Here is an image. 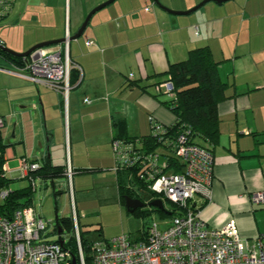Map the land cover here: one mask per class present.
Returning <instances> with one entry per match:
<instances>
[{
	"label": "crops",
	"instance_id": "1",
	"mask_svg": "<svg viewBox=\"0 0 264 264\" xmlns=\"http://www.w3.org/2000/svg\"><path fill=\"white\" fill-rule=\"evenodd\" d=\"M106 1L70 0L69 17H63L66 0L64 5L61 0H30L16 16L15 0L3 20L13 13V23L25 20L34 29L23 33L24 43L16 49L24 52L44 41L73 36ZM158 1L115 0L93 14L82 36L69 41L70 57L81 73L73 76L67 100L44 81L0 70L3 133L7 125L13 128L12 141L4 133L7 174L22 178L23 157L63 171L36 179L34 187L30 181L35 192L37 182L66 176L70 163L76 172L74 189L77 183L78 191L85 192L87 179L101 182L113 186V196L125 205L114 170L115 136L150 135L151 115L164 125L173 124L176 116L160 102L169 96L158 93L157 87L168 78L172 63L208 45L226 86L218 103L217 137L194 138L211 149L215 166L211 199L196 195L193 203L209 227L235 220L241 235L252 240L264 232V204L250 200L251 193L264 191V0H210L183 14L173 12L189 11L205 0ZM56 9L61 20H55ZM65 42L47 48L64 47ZM11 163H16L14 169ZM33 200L32 195V206Z\"/></svg>",
	"mask_w": 264,
	"mask_h": 264
},
{
	"label": "built area",
	"instance_id": "2",
	"mask_svg": "<svg viewBox=\"0 0 264 264\" xmlns=\"http://www.w3.org/2000/svg\"><path fill=\"white\" fill-rule=\"evenodd\" d=\"M15 0H0V21L12 10ZM64 47L39 48L27 57L24 64L6 62L0 70L21 76L34 82L44 81L49 87L61 92L67 100L72 88V69L81 73L69 53L68 35ZM0 44L4 41L0 38ZM92 45V42H88ZM171 81L157 87L158 93L169 97L174 95ZM89 101V100H88ZM152 133L161 140V146L175 156L183 170L176 172L169 167V158L159 151H147L140 140L112 142L117 172L138 169L137 173L147 188L156 196L177 206L175 214L165 228L154 222L143 239H130L121 234L111 240L91 242L90 254L93 264H264V232L252 240L243 237L235 220L222 227H209L194 203L200 195L211 199L214 181L215 156L211 150L196 143L190 130H183L170 136L169 126L150 116ZM5 119L0 117V128ZM20 176L32 181L40 179L36 172L41 164L23 157L20 160ZM8 171V164L4 165ZM65 175L72 180L76 173L70 163ZM10 194L2 189L0 199ZM250 200L254 204H264V191L253 192ZM74 231L79 249V262L86 264L79 215L74 210ZM47 222L37 214L32 205L14 211L11 217L0 213V264H72L70 246H65L60 234L51 238L46 235ZM56 228V226H55ZM55 230V229H54ZM61 240L63 242H61ZM78 264V263H77Z\"/></svg>",
	"mask_w": 264,
	"mask_h": 264
},
{
	"label": "trees",
	"instance_id": "3",
	"mask_svg": "<svg viewBox=\"0 0 264 264\" xmlns=\"http://www.w3.org/2000/svg\"><path fill=\"white\" fill-rule=\"evenodd\" d=\"M5 45V43L3 44ZM6 46V45H5ZM0 57L9 62H15L23 65L24 58L11 54L0 47ZM2 61V60H0ZM220 62L215 60L211 49L208 45L194 48L190 51L189 56L179 62L172 63L166 72L168 78L165 81H171L174 86V95L167 97L160 102L169 108L176 119L173 124L169 125V135L176 136L183 130H190L191 137L194 140L196 136H201L205 139L213 141L219 132V114L218 103L224 96V89L226 84L220 79L219 75ZM80 72L77 68L72 69L71 82H74V75ZM115 139L125 141L140 140L143 148L147 151H159L160 148L166 150L161 152L169 158L170 165L174 171L181 172L183 166L181 162L168 152L166 147L161 146V140L154 136L153 133L142 137L132 136H115ZM197 143V142H196ZM200 144V143H198ZM202 145V144H200ZM204 146V145H202ZM8 144L4 141L3 127L0 128V192L2 189H9L10 194L5 199H0V213L7 217H11L14 211L20 207L31 205L32 202V185L29 188L11 190L9 188L8 174L4 169L7 160L5 158V151ZM206 147V146H204ZM208 148V147H206ZM211 150L210 148H208ZM138 169H128L117 172L118 177V191L121 202L126 203V197L142 198V194L148 193L152 195L150 201L155 199H162L151 192L146 184L140 180L137 173ZM62 170H56L49 164L41 165L40 169L36 172L37 176L41 177H57L62 174ZM173 204V203H172ZM136 209L134 213L140 211ZM158 209V208H156ZM159 211L165 209H158ZM177 206L173 204L171 212H167L171 218L177 214ZM59 227L62 232L59 233ZM64 227L74 230V221L72 217H59L57 218L56 228L53 233L60 234L61 239ZM149 229V227H148ZM148 231H144L140 239L147 236ZM87 241L82 237V245L84 248L86 264H93L90 254L91 248ZM72 249L73 256L79 262V249L76 236L71 238L70 241L65 243Z\"/></svg>",
	"mask_w": 264,
	"mask_h": 264
},
{
	"label": "rangeland",
	"instance_id": "4",
	"mask_svg": "<svg viewBox=\"0 0 264 264\" xmlns=\"http://www.w3.org/2000/svg\"><path fill=\"white\" fill-rule=\"evenodd\" d=\"M29 3L30 0H18L17 9L14 12L15 16L21 6L24 7ZM59 4L64 5L65 0H61ZM66 4L68 7L65 9L63 17L64 15L69 17L70 0H66ZM13 16L12 13L11 17L7 19L8 21H0V35L7 42V47L18 51L16 49L24 43L25 36L23 33L26 32L28 35L30 32H34V29L29 28L30 24L25 20L13 23ZM61 19L62 17L56 9L55 20ZM47 22L48 20H44V23ZM56 25H60L59 21ZM0 64L5 65L6 62L0 61ZM12 132V126L7 125L4 128L5 138L12 141ZM161 149L159 151H162ZM15 165L16 163H11V169H14ZM8 178L10 179L9 188L11 190L30 187L31 182L27 178L13 179L10 173H8ZM37 184V190L32 193L34 196L33 207L37 214L47 222L48 227L45 233L51 238L55 237L53 232L57 218L72 217L74 216V210L79 215V227L84 241L91 243L111 240L121 234H126L133 240L140 239L143 232L147 231L148 227L154 222H158L161 228H165L171 218L166 213L171 212V209H173V204L168 200H164L165 210L163 212L151 206L140 208V211L136 213L129 212L126 206L120 205L118 199L113 196L115 191L113 186L110 188L101 182L94 184L90 179H87V188L83 193L78 191L79 186L77 183L74 189V180H70L67 176L60 177L54 182L49 180L44 183L37 182ZM142 198L145 201H150L154 197L146 192L142 194ZM73 237H75V231L64 227L62 233L64 241L68 242Z\"/></svg>",
	"mask_w": 264,
	"mask_h": 264
},
{
	"label": "water",
	"instance_id": "5",
	"mask_svg": "<svg viewBox=\"0 0 264 264\" xmlns=\"http://www.w3.org/2000/svg\"><path fill=\"white\" fill-rule=\"evenodd\" d=\"M115 0H107L106 2L98 5L97 7H95L89 14L88 16L86 17L84 23L82 24L81 28L79 29V31L74 34L73 36H71L69 38V41H72L74 39H78L82 36V34L84 33L91 17L93 16V14L95 12H97L98 10L106 7L107 5L113 3ZM158 4L159 1L156 0ZM210 0H205L203 1L202 3H200L198 6L194 7L193 9L189 10V11H186V12H181V11H174L173 13H178V14H183V13H191L193 11H196L200 6H202L203 4H205L206 2H208ZM218 3H222L226 0H214ZM170 11V10H169ZM67 40V38H62V39H56V40H48V41H44V42H41V43H38L36 45H34L33 47H31L30 49H28L27 51H24V52H18V51H14L12 50L11 48L3 45V44H0V47L11 53V54H14L16 56H19V57H27L29 56L30 54H32L34 51H36L37 49L39 48H44V47H48V46H53V45H57V44H61V43H64L65 41ZM125 206L127 208V210L129 212H134L136 209L138 208H143V207H148V206H151V207H156L158 209H165V206H164V201L163 199H155V200H152L150 202H144L142 201L141 199L139 198H133V197H130V196H127L126 197V203H125ZM62 232V228L59 227V233ZM61 242H63L61 240ZM72 264H77V259L76 258H73V261H72Z\"/></svg>",
	"mask_w": 264,
	"mask_h": 264
},
{
	"label": "flooded vegetation",
	"instance_id": "6",
	"mask_svg": "<svg viewBox=\"0 0 264 264\" xmlns=\"http://www.w3.org/2000/svg\"><path fill=\"white\" fill-rule=\"evenodd\" d=\"M144 202H150V201H144Z\"/></svg>",
	"mask_w": 264,
	"mask_h": 264
}]
</instances>
